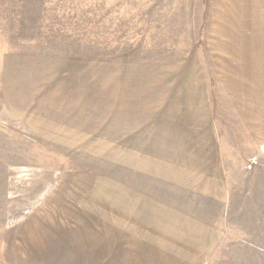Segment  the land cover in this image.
I'll return each instance as SVG.
<instances>
[{
	"label": "rangeland",
	"instance_id": "rangeland-1",
	"mask_svg": "<svg viewBox=\"0 0 264 264\" xmlns=\"http://www.w3.org/2000/svg\"><path fill=\"white\" fill-rule=\"evenodd\" d=\"M0 264H264V0H0Z\"/></svg>",
	"mask_w": 264,
	"mask_h": 264
},
{
	"label": "built area",
	"instance_id": "built-area-1",
	"mask_svg": "<svg viewBox=\"0 0 264 264\" xmlns=\"http://www.w3.org/2000/svg\"><path fill=\"white\" fill-rule=\"evenodd\" d=\"M248 168H251V165L250 164L248 165Z\"/></svg>",
	"mask_w": 264,
	"mask_h": 264
}]
</instances>
